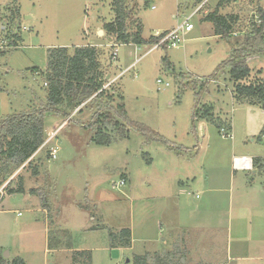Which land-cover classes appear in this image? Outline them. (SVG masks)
Listing matches in <instances>:
<instances>
[{"label":"rangeland","instance_id":"rangeland-1","mask_svg":"<svg viewBox=\"0 0 264 264\" xmlns=\"http://www.w3.org/2000/svg\"><path fill=\"white\" fill-rule=\"evenodd\" d=\"M146 1L129 2L130 7L137 4L133 17L141 21L145 40L181 25L199 5L197 0ZM219 1L208 0L200 14L190 19L191 31L181 34L177 47L151 50L154 44L124 45L104 31V25L114 19L111 0H0V41L11 43L16 32L19 36L17 47L0 52V121L45 102L42 73L48 49L66 47L72 52L89 45L99 52L103 89L115 103L123 96L128 119L146 130L129 128L125 139L102 147L90 142L92 133L84 127L94 112L89 106L71 120L46 115L44 145L29 167L19 168L0 187V251L7 255L5 259L74 264L73 253L87 250L91 264H133L135 256L146 253L149 264H157L156 258L167 263L164 252L170 248L164 244L168 235L164 218H177V214L200 218L186 222L182 234L194 248L198 243L206 245L204 257L218 260L216 264H235L226 258L240 244L243 248L252 244L247 241L255 234L264 239V226L256 222L264 218V179L247 178L250 186L245 189L230 180L232 155L260 157L264 163V109L235 102L228 66L206 88L200 85L228 60L231 47L241 42L264 4L225 2L219 14L238 17L237 32L227 41L202 22L203 11L212 12ZM135 26L129 24L127 32H135ZM112 44L118 49L115 61L110 59ZM248 67L251 74L245 84L255 77L264 81V55L250 59ZM196 106L209 119L201 120L205 122L200 130L198 121L193 129ZM217 125L231 138H223ZM147 130L175 148L150 139ZM53 150L57 151L54 160ZM122 178L124 185H120ZM11 180L9 188L20 185L23 194H8ZM43 204L46 214L41 211ZM228 218H233L231 224ZM97 226L101 228L92 230ZM198 226L204 230H196ZM123 228L133 229L131 249L112 251L108 231ZM52 244L59 245L52 250ZM249 263L264 264V259Z\"/></svg>","mask_w":264,"mask_h":264},{"label":"trees","instance_id":"trees-1","mask_svg":"<svg viewBox=\"0 0 264 264\" xmlns=\"http://www.w3.org/2000/svg\"><path fill=\"white\" fill-rule=\"evenodd\" d=\"M200 4L203 0H197ZM229 0H221L217 3L212 12H206L202 22L211 24L214 34L229 41L237 31L234 30L238 24V17L233 14H219L220 8ZM14 3L17 0H13ZM130 0H111L114 19L104 25V31L116 38L117 42L128 45L141 46L144 44H156L159 37L151 36L148 40L142 38V23L134 18L136 5L129 6ZM145 3L147 1L145 0ZM145 5V4H144ZM207 10V9H206ZM16 17H19L15 10ZM258 13L263 14L261 9ZM15 17V18H16ZM14 18V19H15ZM17 19V18H16ZM135 23V32H127L129 24ZM14 35V40L8 42L9 48L18 46L19 36ZM163 48L167 49L165 43ZM2 54L4 51H0ZM264 55V21L250 25L249 31L245 34L240 43L231 47L229 58L221 64L208 81L201 82V87L206 88L207 83L215 81L217 73L222 72L226 66L229 67V79L233 83V99L235 102L247 101L255 106L264 109V81L255 77L252 82L245 84V80L251 74L248 61L254 57ZM37 72V69H33ZM260 74V72H257ZM103 73L99 62V52L94 46H83L74 48L72 52L66 47H57L47 50V66L43 73L45 88V102L35 109L23 114L6 116L0 121V187L21 167H29L32 157L41 149L45 143L43 135V122L48 114H57L73 119L81 115L87 106L94 109V112L85 124V128L91 131L90 142L96 146H109L116 139H125L129 128L146 130L128 119L123 104V96L118 97L119 103L114 102V97L103 89ZM252 105V106H253ZM79 108V109H78ZM78 109V110H77ZM77 110V111H76ZM74 115L72 117L71 114ZM207 113L201 114L196 106L193 110L192 123L207 120ZM83 125V124H82ZM220 130L222 127L217 125ZM230 129V126H228ZM150 139L164 143L168 148H175L173 144L163 139L154 132L147 130ZM260 159L253 160L256 171L261 172ZM121 180L125 179L122 178ZM12 180L7 183L8 194L24 193L22 186L16 190L9 188ZM31 194H38V190H31ZM46 209V205L43 204ZM93 227L92 230L100 228ZM59 242V239L57 240ZM109 248H129L131 244L130 230L123 228L114 233L108 231ZM59 244H52L51 249H56ZM50 247V245H48ZM69 246V245H67ZM69 248V247H67ZM74 264H91L89 251H75ZM167 264L164 260L156 258L157 264ZM0 264H25L20 258L5 259L0 252ZM133 264H149L148 254L135 256Z\"/></svg>","mask_w":264,"mask_h":264},{"label":"crops","instance_id":"crops-1","mask_svg":"<svg viewBox=\"0 0 264 264\" xmlns=\"http://www.w3.org/2000/svg\"><path fill=\"white\" fill-rule=\"evenodd\" d=\"M211 25V24H210ZM168 30H163V32H166ZM155 37V36H154ZM127 69V68H126ZM125 69V70H126ZM124 71V70H123ZM39 71L35 72L34 74H38ZM43 74V73H42ZM44 79V78H43ZM204 122L205 121H198L196 124H198V130L202 129L204 127ZM196 128V126H195ZM259 158L260 161V166H261V172L256 171L255 166L253 164V160ZM245 162V166L243 167L242 162ZM238 173H242L244 178L238 175ZM255 176H260L262 179H264V163L262 158L260 157H248L245 155H232L231 156V176L230 180L235 179L237 181V184L240 185L243 189L248 188L250 186L249 181L247 178L251 179ZM233 182V180H232ZM42 212H46L45 210H41ZM46 214V213H45ZM200 218H179L177 214V218H173L172 216H168L167 218H164V231L168 233L167 235V243L164 242L170 249L168 251H165L164 253L166 254L167 258V264H187L188 262H193L196 264H203V262L208 261V262H219L218 260L216 261H211L210 258L204 257L208 250L205 249L204 246H202L201 243H198L195 248L193 247L194 244L186 240L184 234H182V229L183 225L186 224V222L194 223ZM238 219V218H237ZM241 220H245V218H239ZM233 218H228V221L232 222ZM231 222L229 224H231ZM256 222L262 223L261 226H264V218H256ZM90 229L91 228H87ZM128 229V228H127ZM196 230H204L201 226H198L195 228ZM230 229V227H229ZM121 230V229H120ZM130 230V235H131V244L129 248L125 249H131L132 246V234H133V229L129 228ZM68 231V230H67ZM258 233V232H255ZM258 235L255 234L252 236V239L249 238L247 242H252L250 245H246V247L243 248V246L240 244V246L235 250L234 255H231V250L228 248V255L227 256V262L234 261L235 264H250L249 262L252 261H260L264 259V239L261 240L257 237ZM211 244H215L216 242L212 239H210ZM109 247V243H108ZM111 249V248H110ZM112 251H118L120 249L114 248L111 249ZM206 250V251H205ZM87 251V250H85ZM1 252V251H0ZM90 252V251H89ZM2 253V252H1ZM199 253V254H198ZM255 253V254H252ZM147 254V253H146ZM144 254V255H146ZM91 255V252H90ZM198 255H203L201 259L195 258ZM143 256V255H139ZM211 257H214V254H210ZM217 259V257H214ZM11 260V259H10ZM165 261V260H164ZM247 262V263H245ZM25 263V262H24ZM207 264V263H205ZM209 264V263H208ZM218 264H227V263H218Z\"/></svg>","mask_w":264,"mask_h":264},{"label":"built area","instance_id":"built-area-1","mask_svg":"<svg viewBox=\"0 0 264 264\" xmlns=\"http://www.w3.org/2000/svg\"><path fill=\"white\" fill-rule=\"evenodd\" d=\"M259 1H260V3H263V4H264V0H259ZM207 2H208V0H203V1L197 6V8L194 10V12H193L191 15H189L187 18H185V20L183 21V23H182L181 25H179V26H177L176 28H173V29H171V30H168V31H166V32H164V33H162V34H160L159 36H160L161 38L159 39V41L154 45V47H153L151 50L156 49V48H160V47H162L165 43L167 44V48H169V47H170V48H175V47H177V43H179V42L181 41V38H180L181 34H182V33H188V32L191 31V25L189 24L190 19H191L193 16H195V15H197V14H200V12L204 9V6H206ZM152 8H154V7H152ZM203 12L206 13L207 10H204ZM262 21H264V10H263V14L258 13V15H254V22H255V23L259 24V23H261ZM22 31H28V28L23 27V28H22ZM159 36H156V37H159ZM7 48H9V46H8V41H6V40H1V41H0V51H3V50H5V49H7ZM151 50H150V51H151ZM117 53H118L117 45H116V44H112V52H111V56H110V59H111L112 61H115V60L117 59ZM133 65H134V64H133ZM133 65H132V66H133ZM130 66H131V65H130ZM130 66H129V67H130ZM128 69H129V68H127L126 70H128ZM126 70H125V71H126ZM156 83H157V84H162L161 80H157ZM167 85H168V84L166 83L165 86H167ZM220 133H222L221 136H222L223 138H227V139L231 138V135L228 134V133L226 132V129H224V128H221V129H220ZM263 137H264V136H263ZM56 153H57L56 150H53V151L50 153V156H51V158H52L53 160H54L55 157H56ZM241 162H242L243 167H246V166H245V162H243V161H241ZM120 185H124V180H121V181H120Z\"/></svg>","mask_w":264,"mask_h":264},{"label":"water","instance_id":"water-1","mask_svg":"<svg viewBox=\"0 0 264 264\" xmlns=\"http://www.w3.org/2000/svg\"><path fill=\"white\" fill-rule=\"evenodd\" d=\"M78 109H79V108H78ZM78 109H77V110H78ZM77 110H76V111H77ZM6 256H7V255H5L4 258H6Z\"/></svg>","mask_w":264,"mask_h":264}]
</instances>
